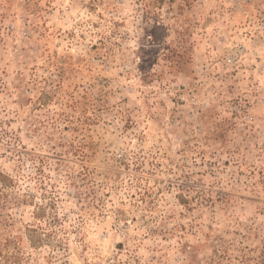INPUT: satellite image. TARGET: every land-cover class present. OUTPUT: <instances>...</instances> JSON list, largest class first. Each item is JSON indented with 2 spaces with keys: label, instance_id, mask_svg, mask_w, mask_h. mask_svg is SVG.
I'll use <instances>...</instances> for the list:
<instances>
[{
  "label": "rangeland",
  "instance_id": "rangeland-1",
  "mask_svg": "<svg viewBox=\"0 0 264 264\" xmlns=\"http://www.w3.org/2000/svg\"><path fill=\"white\" fill-rule=\"evenodd\" d=\"M0 264H264V0H0Z\"/></svg>",
  "mask_w": 264,
  "mask_h": 264
}]
</instances>
